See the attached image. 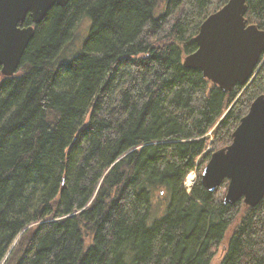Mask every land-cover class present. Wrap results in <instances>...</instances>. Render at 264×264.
<instances>
[{
    "label": "trees",
    "instance_id": "trees-1",
    "mask_svg": "<svg viewBox=\"0 0 264 264\" xmlns=\"http://www.w3.org/2000/svg\"><path fill=\"white\" fill-rule=\"evenodd\" d=\"M227 1L69 0L48 11L17 72L0 75V264H209L238 213L219 264H264V198L224 205L227 181L212 193L200 182L264 95V55L230 92L183 66ZM246 5L247 23L264 29V0ZM84 17L82 50L62 63Z\"/></svg>",
    "mask_w": 264,
    "mask_h": 264
},
{
    "label": "water",
    "instance_id": "water-1",
    "mask_svg": "<svg viewBox=\"0 0 264 264\" xmlns=\"http://www.w3.org/2000/svg\"><path fill=\"white\" fill-rule=\"evenodd\" d=\"M69 0H0V75L13 76L35 28L54 7ZM246 0H228L200 24L196 50L183 66L199 70L225 92L245 88L264 55V29L248 24ZM29 17L31 24L24 25ZM227 181L224 205L242 201L253 208L264 198V95L257 96L231 135V143L211 153L200 174L202 186L214 192Z\"/></svg>",
    "mask_w": 264,
    "mask_h": 264
},
{
    "label": "rangeland",
    "instance_id": "rangeland-1",
    "mask_svg": "<svg viewBox=\"0 0 264 264\" xmlns=\"http://www.w3.org/2000/svg\"><path fill=\"white\" fill-rule=\"evenodd\" d=\"M160 13H161V10L156 11V14H160ZM89 27H90V19L87 17L82 18L74 30V34H73L74 38H73L72 42L69 44L68 48L65 50L63 59L62 58L60 59V61L62 63L69 62L73 58V56H75L81 52L82 45L84 43L83 41L87 38V35H88ZM87 118H88V116H86L85 121H87ZM210 148H211V146L208 145L207 150L205 152L209 151ZM194 176H195L194 173H190L186 177L187 180L185 179L184 182L186 183L187 186H191L194 183ZM188 178H190V179L188 180ZM191 182H192V184H191ZM219 192L223 193L222 194V196H223L224 193L226 192L225 188L220 187ZM156 203H160V207H161V206H164L166 204V201L163 198H158L156 200ZM239 215H240V213H238V216ZM238 216L236 217L235 221L230 226L229 230L225 234L221 243L212 249L211 261L209 264H219L221 262V259L223 258L224 254H225V247H226V242L228 240V237H229L230 233L233 231V229L235 228V226L239 223V220H238L239 217Z\"/></svg>",
    "mask_w": 264,
    "mask_h": 264
},
{
    "label": "bare ground",
    "instance_id": "bare-ground-1",
    "mask_svg": "<svg viewBox=\"0 0 264 264\" xmlns=\"http://www.w3.org/2000/svg\"><path fill=\"white\" fill-rule=\"evenodd\" d=\"M191 184H192V183H191ZM192 185H193V184H192ZM192 185H191V186H192ZM191 186H187L186 183L184 182V187L186 188L187 191L190 190L189 188H191ZM224 195H225V194H224Z\"/></svg>",
    "mask_w": 264,
    "mask_h": 264
}]
</instances>
